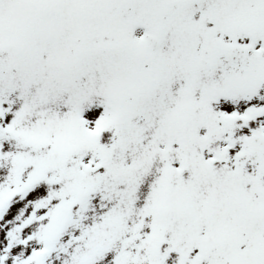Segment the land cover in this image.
Listing matches in <instances>:
<instances>
[{"label":"snow or ice","instance_id":"obj_1","mask_svg":"<svg viewBox=\"0 0 264 264\" xmlns=\"http://www.w3.org/2000/svg\"><path fill=\"white\" fill-rule=\"evenodd\" d=\"M0 264H264V0H0Z\"/></svg>","mask_w":264,"mask_h":264}]
</instances>
